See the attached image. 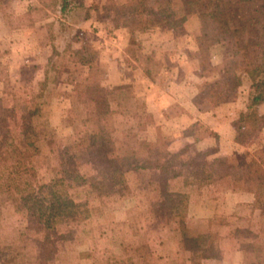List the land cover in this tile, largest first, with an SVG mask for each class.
<instances>
[{
    "label": "trees",
    "instance_id": "trees-1",
    "mask_svg": "<svg viewBox=\"0 0 264 264\" xmlns=\"http://www.w3.org/2000/svg\"><path fill=\"white\" fill-rule=\"evenodd\" d=\"M59 1L63 17L75 7H84L77 0ZM101 9L107 18L119 22L117 27L144 31L178 32L188 17L197 16L200 26L195 42L201 51L229 43L232 49L225 53L218 78L200 86L194 104L200 109L208 104L210 110L228 103L248 80L247 106L238 114L234 140L245 144L264 128V116L258 112L264 102V0H125L120 4L108 0ZM87 65L92 66L89 61ZM52 72L57 73L53 56L37 93L20 97L6 91L5 85L4 96L0 97V264H50L62 248L83 243L94 213L103 211L109 197L127 195L125 176L133 171L157 173L162 188L177 178H183L185 187L224 180L231 183L234 191L252 193L251 209L258 210L260 220H264V151L249 159L247 154L236 156L233 163L223 157L210 158L208 152L184 161L187 147L173 155L163 152L157 145L139 139L132 126L117 138L113 122L118 112L110 107L112 93L92 79L77 83L72 94L73 102L86 108L82 124L95 128L82 129L75 139L71 137L60 144L51 130L33 122L43 105L44 90L56 82L55 75L50 77ZM120 89L123 87L115 88ZM185 134L192 136V132ZM193 138L199 141L203 136ZM42 145L54 160L43 170L35 164L42 155ZM139 150L145 154L139 155ZM166 158L180 169L170 171ZM164 196L160 204L168 208L165 217L175 220L180 216L182 227L186 196L173 192ZM14 214L17 225L8 223ZM181 230L185 233L184 248L190 252L187 262L200 264L202 258L220 256L217 250L216 254L198 255L201 232ZM239 235L238 230L230 233L238 250L244 254L255 252L256 264H264V246L246 241L248 236L253 238L249 233L245 239ZM213 247L211 237L207 250Z\"/></svg>",
    "mask_w": 264,
    "mask_h": 264
},
{
    "label": "rangeland",
    "instance_id": "rangeland-1",
    "mask_svg": "<svg viewBox=\"0 0 264 264\" xmlns=\"http://www.w3.org/2000/svg\"><path fill=\"white\" fill-rule=\"evenodd\" d=\"M77 1L82 2L84 7H75L63 17L59 0H0V97L4 96L5 85L8 89L6 91L20 97L37 93L47 62L53 56L57 73L52 72L50 77L55 75L56 82L49 84L47 90H44L43 105L33 122L51 130L60 144L74 138L82 129L95 128L82 124L87 117L86 108L73 102L72 94L77 83L92 79L99 81L112 93L109 101L111 109L118 112L116 121L113 122L117 138L121 137L122 131L132 126L139 139L157 145L163 152L173 155L187 147L188 151L182 157L184 161L204 152L211 153L209 157L214 158L217 149L225 148V142L218 140L216 133L205 123L206 119L200 118L199 122L183 130L184 135L187 136L185 132L188 131L192 132V138L203 136L201 140L206 138L209 141L196 146L198 141L193 138V144L183 146L180 141L183 125L177 119L152 116L144 99L146 84L139 73L132 71L127 77L128 82L115 84L111 76L114 73H110L107 68L109 57L113 55L114 49L118 58L123 57L120 41L123 37L125 40L126 34L118 37L112 34V30L109 34L108 29L125 28L129 31L131 46L127 48V52L132 58L140 55L142 49L143 54L153 49L162 50L166 42L172 39L179 45L178 52L183 53L184 47H194L195 51L189 58L192 62L188 67L209 77L199 85L198 92L204 83L218 78L226 54L232 49L231 43L209 46L201 51L195 42L200 24L194 15L188 17L183 29L178 32L159 29L144 31L132 27H117L119 22L107 18L101 9L108 0ZM113 1L120 4L125 0ZM247 40L248 38L245 41ZM54 51L56 54L53 55ZM88 61L92 66L87 65ZM141 62L150 65L154 61L149 59L148 62L143 58ZM123 66L125 63H121L118 68L119 75H122L121 71L125 68ZM118 87L123 89L115 90ZM249 91L250 82L245 80L237 97L225 103L230 104L229 109L223 111L220 109L221 105L210 110H207L208 104L201 105V109L196 106L201 112H216L220 117L229 112V124L232 123L230 126L237 134L235 124L238 114L246 109ZM177 111L171 114H176ZM241 145L245 146V150L239 148V153L230 150V156L223 158L233 163L236 156L247 154L249 157L246 159H249L255 153L264 151V136L258 133ZM138 154L145 152L139 150ZM164 161L171 165L170 171L180 169V165L173 166L169 158ZM53 162V156L48 155L46 147L42 145V155L35 160L36 166L43 170ZM125 177L129 188L127 195L109 197L103 211L94 213L88 225V233L85 234L86 240L81 244L62 248L50 264H112L124 261V264L136 261L137 264H190L187 262L190 252L183 245L185 233L182 228L201 232L198 255L204 256L211 252L216 254V250L220 251V256L209 258L208 262L205 261L206 258H202L200 264H235L237 258L235 259L234 254L240 251L235 245V239L230 236L235 230L243 238L249 233L253 238L248 236L244 239L253 243V246H264V220H260L258 210L251 209L254 202L252 193H249L253 196L251 204L240 203L237 206L228 193L248 192L234 191L231 183L224 180L185 187L183 178H177L169 180L166 187L162 188L158 185L157 173L148 170L133 171ZM161 192L164 193L163 196L160 195ZM169 192L186 196L187 208L182 218V227L179 223L180 216L175 220L166 218L168 208L160 204L165 200L164 195ZM8 223L17 225V215H11ZM211 237L215 247L208 251ZM136 248H139L138 252L134 251ZM254 256L255 252L243 253L241 259L244 264H256Z\"/></svg>",
    "mask_w": 264,
    "mask_h": 264
},
{
    "label": "crops",
    "instance_id": "crops-1",
    "mask_svg": "<svg viewBox=\"0 0 264 264\" xmlns=\"http://www.w3.org/2000/svg\"><path fill=\"white\" fill-rule=\"evenodd\" d=\"M108 30L109 34H111L110 30H112V34L118 37L126 34L125 40L123 37L120 41V46L123 48L121 49L123 57L121 56L122 58H118L119 56H117L116 49H114L113 55L111 54L109 57V66L107 68L108 70L110 69V73H114L111 76L113 80H115V84L118 85L128 82L127 77L132 71L133 73H139L142 81L144 80L143 82L146 84L144 99L147 102L152 116L154 118L166 117L177 119L183 125L181 126L182 131L180 133V141L183 146L194 143L192 136H185L183 130L199 122L200 119H206L205 123L209 126L211 131L216 133L218 140L225 142V148L220 150L217 149L214 157H228L230 156V150L237 153H239V148L245 150V146L236 143L234 140L236 133L234 128L230 126L232 123L229 124V112H226L225 115L221 117L217 116L218 114L216 112L204 113L203 111L201 112L193 102L197 95L199 85L209 79V77L199 73L196 69H190V67H188L192 62L189 58L192 52L195 51L194 47H184L183 53L178 52L177 46L179 45H176L172 39V41L169 42L168 40L166 42L162 50L161 48L153 49L145 52V55L142 49L140 55L132 58L129 56V52H127V48L131 46V35L128 33L129 31L125 28H109ZM45 50H47V46ZM143 58L148 62L149 59L154 62L147 65L141 62ZM121 63H125V66H123L125 68L121 71V74H125V76L119 75L118 73V68L121 66ZM229 106L230 104H223L220 106V109L223 111L224 109H229ZM175 110H178V113L171 114V112ZM258 112L260 115L264 116V102L259 105ZM226 121H228L227 124ZM259 135L264 136V128L259 132ZM208 141L209 140L205 138L196 142L195 145L198 146ZM219 146L221 145L219 144ZM228 194L234 198L237 206L240 203L251 204L253 202V196L249 193L230 192ZM257 213L258 212H255V214ZM234 255L235 259L237 258L235 264H244L241 259V256H243L242 252L238 251ZM205 261L208 262L210 260L205 259Z\"/></svg>",
    "mask_w": 264,
    "mask_h": 264
}]
</instances>
